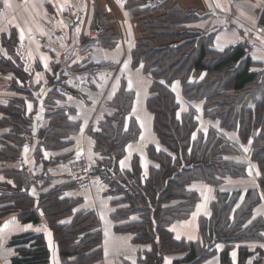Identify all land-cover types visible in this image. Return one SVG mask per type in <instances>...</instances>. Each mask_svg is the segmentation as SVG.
Masks as SVG:
<instances>
[{
    "label": "crops",
    "instance_id": "1",
    "mask_svg": "<svg viewBox=\"0 0 264 264\" xmlns=\"http://www.w3.org/2000/svg\"><path fill=\"white\" fill-rule=\"evenodd\" d=\"M151 1V7H155L164 0ZM176 2L183 8L201 12V17L189 25L212 33L216 49L244 46L252 62L250 69L261 74L264 95V0ZM171 4L172 0L168 6ZM148 5L135 7L133 0H0V60L7 68L0 71V151L6 146L16 148L7 137L12 126L5 121L8 114L3 111L10 101L20 108L28 128L22 133L24 144L19 156L11 160L0 158L2 264H13V260L18 264H145L151 245L136 242L132 233L115 228L138 217L132 213L115 218L116 210L125 204L119 202L122 194L115 191L113 180L104 178L96 168L106 158L96 150L95 133L106 120L113 118L114 127L119 124L114 120L118 93L127 91L131 102L119 125L122 132L135 125L138 133L123 145L116 160L115 177L130 170L133 160L137 161L139 175L145 177L155 165L147 154L148 146L162 149L153 131V115L146 107L152 79L141 64H133V51L143 30L139 20L148 15L137 12ZM76 20L80 21L79 26L74 25ZM92 27L102 29L97 40L88 36ZM63 80L71 84L64 95L58 91ZM170 89L179 105L177 117L188 110L193 112L197 126L192 138L212 130L234 149L224 159L244 165L243 175H227L217 184L201 180L189 183L199 199L187 217L166 227L172 239L198 242L205 248L212 239L208 240L209 227L201 222L210 218L211 203L218 192L238 193L234 210L248 190H255L259 202L246 223L256 218L264 222V192L258 183V166L251 158L252 140H242L238 130H227L217 119L204 116L202 102L186 100L178 80L171 82ZM33 121L36 134L30 133ZM50 126L55 133L45 140L43 131ZM25 133L29 134L28 139L23 137ZM78 154L86 156L92 171L91 185L81 189L75 188L66 166L67 160ZM16 193L31 198L32 205L16 206L11 198ZM41 198L72 204L70 215L57 219V225H68L78 211L95 212L100 255L93 257L94 248L84 250L79 246L93 229L87 234L79 233L71 242H65L63 236L58 239L39 204ZM260 232L261 240L233 244L228 251L233 264L238 263L240 246H247L252 252L245 263L264 259V230ZM223 240L217 237L212 246L205 248H210L207 256L196 264H221L220 254L227 244ZM71 246L75 248L69 249ZM38 249H42L40 257L33 256ZM186 252L165 251L160 264H185L182 258Z\"/></svg>",
    "mask_w": 264,
    "mask_h": 264
},
{
    "label": "trees",
    "instance_id": "2",
    "mask_svg": "<svg viewBox=\"0 0 264 264\" xmlns=\"http://www.w3.org/2000/svg\"><path fill=\"white\" fill-rule=\"evenodd\" d=\"M133 1L137 7L148 5L151 0ZM169 1L164 0L155 7L148 5L138 10L137 13L148 15L139 20L143 30L133 51V64H141L152 79L151 95L146 100V107L153 115V131L162 149L148 146L147 154L155 165L148 169L145 177L139 175L137 161L133 160L130 170L118 177L107 174L104 178L113 180L115 191L122 194L119 202L125 204V209L119 214L116 210L115 218L127 217L132 213L138 217L133 222L122 223L115 228L120 232L132 233L136 242L151 245L144 258L145 264H154L157 253L162 257L165 251L181 250H187L182 258L185 264H196L207 256L210 248L205 249L198 242L172 239L166 227L174 220L187 217L193 210L199 194L189 188L192 180L217 184L227 175H243L244 165L224 159V155L233 153L234 149L226 139L212 130L192 138L197 126L193 112L188 110L177 117L179 105L170 84L178 80L186 100L202 102L204 116L217 119L220 126L227 130H238L240 139L252 140L251 158L258 166V183L264 192L263 82L260 72L250 69L252 62L242 44L216 49L212 33L189 25L201 17V12L183 8L176 0H172L173 4L168 6ZM157 10L159 12L152 14V11ZM2 63L3 60H0V71L4 72L7 68ZM190 76L194 77L193 80ZM117 101L118 111L114 120L117 119L120 124L130 105L131 95L127 91H120ZM12 103L10 101L3 108L8 114L5 121L12 126L7 137L16 145V148L6 146L0 151V158L8 160L19 156L24 144L22 133L28 131L20 108L14 107ZM112 121L113 118L103 122L102 128L95 133L96 150L106 158L96 165L98 171L108 168L113 157L117 160L123 145L138 133L135 125L122 132L120 125L114 127ZM52 131V126L46 128L43 138L47 140L50 133L52 137L55 133ZM180 157L186 164L192 163L193 166L180 171ZM122 184L127 185L132 194L127 193ZM237 197V192H218L216 200L211 203L210 218L201 222L202 226L209 227L208 240L221 237L227 243L220 254L221 264H233L228 251L234 243L262 239L260 231L264 230V222L256 218L246 223L252 208L259 202V195L255 190H248L242 203L233 210ZM11 198L16 206L30 207L33 202L22 193H16ZM39 204L58 239L63 236L65 242H71L79 233L85 231L87 234L93 229L79 246L84 250L94 248L93 257L100 255V232L96 230L99 223L95 212L78 211L73 214L72 221L64 226L57 225L56 221L70 215L68 212L73 207L71 203L57 201L56 198H41ZM62 227L68 230L64 231ZM74 248L69 247L71 250ZM41 253L42 249H38L33 256L36 254L40 257ZM251 254L247 246H240L237 264H247L246 259ZM13 264H18L17 260H13ZM251 264H264V259L260 258Z\"/></svg>",
    "mask_w": 264,
    "mask_h": 264
},
{
    "label": "built area",
    "instance_id": "3",
    "mask_svg": "<svg viewBox=\"0 0 264 264\" xmlns=\"http://www.w3.org/2000/svg\"><path fill=\"white\" fill-rule=\"evenodd\" d=\"M80 22L77 20L74 25L79 26ZM264 25V24H263ZM102 29L97 27H92L88 30V36L96 40L101 33ZM71 88V84L68 80H63L59 86V93L66 94ZM25 139L29 138V134L25 133L23 135ZM66 166L69 170L72 182L74 183L75 188L81 189L86 186H90L92 183V173L90 170V166L88 160L84 154H78L74 157H71L67 160ZM105 174V171L102 172ZM0 264L1 261H0Z\"/></svg>",
    "mask_w": 264,
    "mask_h": 264
},
{
    "label": "water",
    "instance_id": "4",
    "mask_svg": "<svg viewBox=\"0 0 264 264\" xmlns=\"http://www.w3.org/2000/svg\"><path fill=\"white\" fill-rule=\"evenodd\" d=\"M32 123H33V124H32V126H33V130H31L30 133H32V134H36V133H35V125H34V121H33ZM180 160H181V164H180V167H179V170H180V171L183 170V169H185V168L189 169V168H191V167L193 166L192 163H191V164H186V163L181 159V157H180ZM19 164H20V162H19ZM115 166H116V159L113 157L110 166H108V168H107V171H108L110 177H114V176L116 175V172H115ZM122 188H123L125 191H127L129 194H132L131 190L129 189V187H128L127 185L122 184ZM216 240H217V237H213L212 240H211L210 242H206V244H205V248H208V247L212 246V245L216 242ZM160 260H161V256H160L159 253H157V256H156V259H155L154 264H159V263H160Z\"/></svg>",
    "mask_w": 264,
    "mask_h": 264
},
{
    "label": "rangeland",
    "instance_id": "5",
    "mask_svg": "<svg viewBox=\"0 0 264 264\" xmlns=\"http://www.w3.org/2000/svg\"><path fill=\"white\" fill-rule=\"evenodd\" d=\"M123 209H125V207L124 208H122V209H118L117 211H118V213L117 214H119V212L121 211V210H123Z\"/></svg>",
    "mask_w": 264,
    "mask_h": 264
}]
</instances>
